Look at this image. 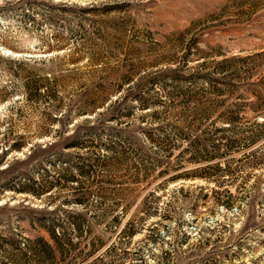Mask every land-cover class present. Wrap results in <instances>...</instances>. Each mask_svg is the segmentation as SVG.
I'll return each mask as SVG.
<instances>
[{"label": "rangeland", "instance_id": "obj_1", "mask_svg": "<svg viewBox=\"0 0 264 264\" xmlns=\"http://www.w3.org/2000/svg\"><path fill=\"white\" fill-rule=\"evenodd\" d=\"M43 1L0 0V264H264V0H52L94 8L67 15L96 58L75 64L83 39ZM100 82L118 94L83 115Z\"/></svg>", "mask_w": 264, "mask_h": 264}, {"label": "trees", "instance_id": "obj_2", "mask_svg": "<svg viewBox=\"0 0 264 264\" xmlns=\"http://www.w3.org/2000/svg\"><path fill=\"white\" fill-rule=\"evenodd\" d=\"M44 3H46V5L49 7L48 12H46V18L50 23H62L63 27L65 28L64 30H66L67 33L70 34L71 39L73 38V36L75 35L76 38H78L76 31L73 28L72 22H74V20H71L67 17V15H72L75 11L80 10L84 13L86 12H93L94 8L90 7V8H85L80 6L77 3H69V2H57L55 3L52 0H48V1H43ZM114 8H116V6H108L106 7V9L104 10L105 12L108 11H112ZM107 23V22H105ZM76 25L81 26V24L79 22L76 23ZM107 28V27H106ZM120 33V32H119ZM121 34L116 35V39L120 40L122 39ZM79 37L82 38L83 40V48L80 49V52L82 51V54L80 56H74L73 54H78L79 52L75 51L73 48V54H71L72 58L70 59L71 64H75L78 63L80 59L84 58L83 56L85 55L86 59L92 61V59H96L94 58V56L92 55V46H93V41L91 40V38H89L87 36V34L85 32H82L79 34ZM104 38H106L108 40V36H104ZM57 41H59V48H63L62 50H67V46H65L63 41H66L65 39H60L57 38ZM73 41V40H72ZM64 44V45H63ZM57 45V44H56ZM62 45V46H60ZM105 46V45H104ZM75 47V46H74ZM19 70H28L31 74V76L29 75L28 80L25 82V86L27 87V89H29V93H28V98H30L33 101H43L45 97H48L51 100H58V96L56 94V92L53 91L52 88H50V83L54 84V85H58L60 84V79L57 77H53L54 74L52 75L50 72H47L45 69H41V68H19ZM38 71H42V73L39 75V73H37V75H34L35 72ZM52 75V76H51ZM54 81V82H53ZM106 83V82H105ZM104 82H100L97 83L95 85H97L95 87V89L90 92H88L86 95H84L81 98V101L78 105L79 111L84 115V114H92L95 113L96 110L98 109V107H104L106 104V100L108 101L110 99V97L113 95V91L115 93V95L118 94V89L116 90H110V94L108 95H103V93H105V91H108V88L106 87ZM102 92V93H101ZM110 96V97H109ZM109 97V98H108ZM74 116L71 117L70 120H73ZM87 122V124H83V126H76L71 134H69L65 140V142H63L62 146L65 148H70V147H78L80 145L81 139L80 137L82 136L83 133H88V134H92L96 131H98V127L97 124H89L91 123V121H84ZM79 127V128H78ZM66 131V125L64 126V129L62 132ZM12 145V144H11ZM10 147H17L19 148V145H12ZM112 147H109L108 149H110ZM199 148V147H197ZM122 162H124V160H122ZM127 162V161H126ZM103 165H105V167H115L116 164L115 162L111 161L110 159H103ZM120 164V163H119ZM136 176H139L141 174V168L136 167ZM147 171L148 168L146 167L144 169V171ZM149 171V170H148ZM169 172L168 169L162 170V173H166ZM173 178H177L179 177L178 174L173 175ZM134 192L130 189V188H122L120 190H117L116 192V196L119 197L122 201H125L128 198H131L130 201L132 199H135V195L133 194ZM129 201V202H130ZM133 201V200H132ZM74 225L77 227H80V223L79 222H74ZM51 235L52 238L54 240L55 243H60V237L58 236V234H56V232H54L53 230H51ZM57 246L60 247L59 244H57ZM56 246V247H57ZM53 245L48 242L47 240L43 239V238H39L36 241H30L28 240L27 246L25 247V250H29V251H34L33 252V256L35 258H37L39 261L38 262H43L45 259H52L53 257ZM52 257V258H51ZM52 262V261H51Z\"/></svg>", "mask_w": 264, "mask_h": 264}]
</instances>
